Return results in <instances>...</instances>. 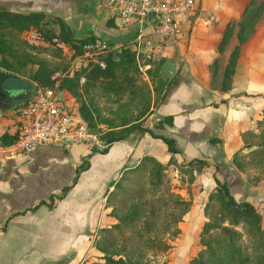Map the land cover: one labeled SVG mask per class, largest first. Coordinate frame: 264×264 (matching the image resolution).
<instances>
[{
  "label": "rangeland",
  "instance_id": "374dc122",
  "mask_svg": "<svg viewBox=\"0 0 264 264\" xmlns=\"http://www.w3.org/2000/svg\"><path fill=\"white\" fill-rule=\"evenodd\" d=\"M262 2L263 0H254L253 6L257 7L255 16L238 36L242 42L246 43V47L243 49L246 60H241L242 62L238 65V69L239 67L240 69L238 72L236 71L235 75H231L228 87L231 84L239 87L254 81L252 77L248 80L242 78V74L247 69L251 72L253 69L260 68L264 75V4ZM259 5H261L260 8ZM86 9L83 13L84 20L90 17L99 20L102 17L98 11ZM37 11L44 14L45 22L44 26L42 24V28L54 31L52 26L56 24L57 18L44 8H39ZM99 27L103 40H109L114 44L118 40L124 39L117 44V47L110 46L114 55L123 47L132 50L133 37L125 40L124 29L118 25L116 19H113V25H104L102 21V25L99 24ZM229 28L235 40L233 44H236L238 42L236 38L237 22H233ZM73 32L75 35L79 34L75 29ZM18 36L20 38V33ZM233 44L230 45V48ZM168 46L169 44L167 47L162 44L151 48L145 47L143 52H139L138 58H134L138 74L132 93L124 91L119 95H108L93 86L86 94L81 90L80 95L72 97L75 107L78 108L80 101H84L90 109L91 102L93 103L98 111V116L92 115V126L102 135L111 130L110 125L118 123L121 116L127 117L128 120H135L141 115H144L141 120L142 126L149 127L153 132L162 133V129L153 127L156 121L149 117L152 112L151 108L155 106L165 89L166 81L171 79H166L157 69L161 59L173 57ZM10 50L16 56L0 51V63H9L11 69L23 76L24 80L29 83H32L30 77L36 66L26 62L24 59L26 54H28L27 58L31 55L35 59L45 61L49 67L56 70L55 72L64 70L61 56L52 49L24 51L10 43ZM254 51L258 56L253 58L255 60L259 58L261 63L254 64L253 60L249 59L254 55ZM12 83L18 86L20 91L23 90V81L17 80ZM262 83L263 89L260 95L264 97V77ZM62 93L66 97L70 96L65 90H62ZM99 125L103 126L104 131L99 128ZM263 128L264 120L261 122V129ZM259 129L257 127L255 135H248L245 140L249 142L250 148L242 147L236 150L229 161L223 162L222 170H219L216 162L205 158H197L201 159L202 165L199 163L187 165L188 160L176 162L175 159L169 158L167 161L161 162L165 165L164 170L159 176V181L154 185L149 182V169H147L143 172V178H139L137 175L126 176L127 179H133L131 196L112 195L108 200L107 188L105 190L97 188L82 204L80 202L82 185L86 181L90 182L94 176L93 172L96 171V169L93 171L90 169L79 177L76 185L68 191L63 199L55 200L51 207L40 206L34 212L28 211L22 215L12 216L5 224L4 231L7 232L3 234L1 226L4 217L0 214V263L2 260H9L13 264H21L26 260L32 264L100 262L102 261L100 259L102 252L95 247L94 241L97 238L98 229L106 227L114 221L111 209H117L119 217L133 204H140L145 200H149L151 209L147 215L149 227L136 241V249L131 259L136 264H187L202 250L199 239L204 223H208L205 230L207 231L206 235L209 236L214 235L220 226L235 229L240 234L241 244L245 248H249L254 233L253 220L236 224L229 223L227 212L221 207V199L215 191L212 173L216 166V176L226 182L234 200L251 202L256 208L259 225L264 227V154L250 152L264 142V137L261 136ZM139 133L136 131L132 135H141ZM95 165H97L96 160ZM34 175L37 186V189L33 191L35 194L37 191L50 190L53 186L67 183L72 171L70 166L62 164L48 171L38 168ZM235 178L244 183L246 195L241 196L237 186L238 180ZM13 187L9 184L6 189L13 190ZM59 193L60 191L56 195ZM241 197L245 199L241 200ZM43 199L48 201L47 196ZM178 199L184 201L186 205L182 206ZM38 200V198L23 199L18 211L28 205V207L32 206ZM146 208L148 209V206ZM143 209L145 210V206ZM204 238H206L205 235ZM118 247L119 241L113 242L106 248V252L118 250ZM41 254L43 257H38Z\"/></svg>",
  "mask_w": 264,
  "mask_h": 264
},
{
  "label": "crops",
  "instance_id": "0c3cea01",
  "mask_svg": "<svg viewBox=\"0 0 264 264\" xmlns=\"http://www.w3.org/2000/svg\"><path fill=\"white\" fill-rule=\"evenodd\" d=\"M246 3L247 0H194L191 23L182 29L178 37L163 44L164 47L169 44L168 49L173 53L171 60L174 63V72L162 96L151 108L149 118L157 121L163 116H172L171 125H164L160 134L174 139L179 149L178 153L169 154L160 140L151 138L146 133H139L141 135L136 136L131 133L125 139L111 143L103 154L91 153L88 146L77 143L65 148L41 146L28 153L9 157L4 148L14 141L18 122L17 111L21 103L10 105L0 98V136L6 135V138L0 141V214L3 215L4 222L9 215L34 205L30 207L28 205L18 211L23 199L38 198L40 200L46 196L48 198L50 194H57L64 185L70 183L75 167L82 160L88 162V167L79 172L72 187L76 185L84 172L96 169L91 181H86L82 185L80 201L82 204L97 188L109 190L110 184L120 176L122 171L137 164L144 155L153 156L160 163L169 158L175 159L176 162L205 158L216 162L219 170H222L223 162L229 161L233 153L241 149L243 145L241 134L248 130L256 131L255 123L261 119V109L264 106V97L260 95L264 75L260 68L253 69L251 72L247 69L242 74L243 79L248 80L252 77L254 81L239 87L231 84L226 90L220 88L229 48L235 42L233 35L229 37L221 52L217 50V45L225 26L240 19L242 8ZM39 8L46 9L48 13L62 20L73 38L92 36L103 39L99 24L102 25L103 21L104 25H113L112 19L108 24L106 23L108 15L101 0H0V9L13 12L27 13L37 11ZM86 8L98 11L102 17L98 18L99 20L92 17L84 20L83 13L87 10ZM52 27L54 31L57 30L56 24ZM74 29L79 32L78 35L74 34ZM110 29L112 30V27ZM122 29L126 35L125 40L133 37L134 31L131 28ZM123 40H118L114 44L109 40L105 41L114 47ZM245 44L244 42L238 44L239 54L233 75L240 69L238 65L242 62L241 60H246L243 51ZM255 54H257L256 51L249 59L253 60L254 64L261 63L259 58L256 60L253 58L258 56ZM0 70L13 74L17 80L24 82V86L27 85L31 89V83L25 81L23 76L7 71L1 66ZM62 164L70 166L72 171L67 183L53 186L50 190L37 191L34 194L33 191L37 189L34 172L38 168L45 171L53 170ZM9 184L14 186L13 190L6 189ZM237 186L241 196L246 195V188L240 179L237 181ZM241 198V200L245 199ZM4 230L1 231L2 234L7 232ZM0 264L13 263L2 260ZM21 264L32 263L26 260Z\"/></svg>",
  "mask_w": 264,
  "mask_h": 264
},
{
  "label": "trees",
  "instance_id": "16d2710c",
  "mask_svg": "<svg viewBox=\"0 0 264 264\" xmlns=\"http://www.w3.org/2000/svg\"><path fill=\"white\" fill-rule=\"evenodd\" d=\"M264 4V0L262 2ZM261 3V4H262ZM254 0H247V3L242 8V13L240 19L237 21L238 28L236 31V38L238 42L233 44L230 48L229 56L227 62L222 71V77L220 81L221 90H226L229 88V81L231 75L234 72V67L238 56L239 43L242 42L239 38V34L244 30L245 27L252 21L255 16L257 7H254ZM261 5H259L260 8ZM44 14L41 11H31L27 13L13 12L6 9H0V51L9 54L11 56H16L10 50V43L22 50H37L28 47L22 39L19 38L18 34L25 28L34 27L35 29L42 32L44 35H51L52 31L42 28V24L45 22L43 20ZM111 18L106 20L108 24ZM233 23V22H232ZM232 23H228L223 32L221 33L217 50L221 52L223 47L227 43V40L232 35L229 28ZM236 23V22H235ZM57 30L56 34L59 39L66 42L70 47L78 48L80 44L90 39L92 36L73 38L69 28L66 24L60 20L56 19ZM44 26V24H43ZM8 45V46H7ZM110 46V44H109ZM5 48V49H3ZM3 49V50H2ZM110 49L104 56V67L92 68L85 78V82L82 85H78L77 77L65 78L62 77L59 80V87L70 94L69 97H76L81 94V90L85 94L92 89L93 86L98 87L100 91L108 95H119L124 91L133 92L135 88V82L137 77V67L134 59V52L127 47L119 49L115 55ZM59 53L57 50H54ZM56 56V55H55ZM24 55V59L28 63L34 64L36 66L35 70L31 74V80L36 81L40 85L50 86L52 81L50 76L56 71L52 67H49L45 61L41 59H35L31 55ZM62 60V59H61ZM63 61V60H62ZM163 59L160 60L159 65ZM63 68H65L64 61L62 62ZM0 66L7 71L15 72L11 69L9 63L1 62ZM165 89L168 86L169 80L166 81ZM163 90V92L165 91ZM162 92V94H163ZM161 94V96H162ZM160 96V97H161ZM25 101V100H24ZM23 101V102H24ZM91 108L87 107L86 102L80 101V105L77 108L79 116L85 123L93 130H96L92 125V115L98 116V111L96 107L91 102ZM93 112V113H92ZM144 116V115H143ZM142 115L135 120H128L127 117H122L119 119L118 123L110 125L108 132L101 135V140L105 143V146L101 149L89 148L91 153H105L108 146L116 141L125 139L129 134L136 131L140 133H146L151 138L160 140L165 145V150L169 154H175L179 152L175 141L173 138L162 135L160 133L153 132L149 127L142 126L141 120ZM264 120V106L261 109V119L256 121V128L259 127L261 136L264 137V128L261 129V122ZM172 116L166 115L158 119L153 127L159 130L163 128L164 125H171ZM254 136L255 132L248 130L241 134L243 139L242 147H249V142L245 141L247 136ZM6 135L0 136V141H3ZM13 139V138H12ZM241 147V148H242ZM250 150V149H249ZM253 154H264V142L261 145L256 146L255 149L250 151ZM173 160V159H172ZM194 163L203 164L201 159L193 158L187 161V165H192ZM150 166V167H149ZM164 164H161L156 158L150 155H144L140 158L137 164L134 166L124 169L120 176L110 184V189L107 190V199L112 195H126L131 196L133 179H127V175H137L139 178H143V172L149 169V182L154 185L159 181V176L164 170ZM88 162L82 160L76 167L74 171V176L72 177L68 185H64L60 189L59 195L50 194L48 195V201L43 199L38 200L32 207L22 210L21 212H16L7 217L23 214L26 210L34 211L39 206L51 207L55 200L62 199L67 191L75 184L79 172L87 169ZM216 166L214 167L212 173V180L215 184V191L221 199V207L224 208L228 215V221L230 224H236L239 222H246L252 219L254 233L252 235V243L249 248H245L240 242V234L235 229L228 226H220L218 231L212 235H206L207 231L205 226L208 227V223H204L202 230L200 232L199 243L202 247L201 252L196 257H192L187 264H264V227L259 225L258 216L256 208L249 201H235L232 197L229 188L224 180H220L216 176ZM125 196V197H126ZM178 202L183 206L186 203L183 201ZM149 200L143 201L140 204H133L128 210L122 213L118 217V210L111 209V216L114 221L111 222L106 227H101L97 231V238L94 241L95 247L101 250L102 254L100 259L102 261H95L90 264H136L131 259L134 255L136 249V241L139 239L149 227V221L147 219L148 213L151 209L149 208ZM145 206V210L143 209ZM148 206V209L146 208ZM5 220V222H6ZM5 222L1 226V231L4 230ZM147 225L145 226V224ZM204 235L206 238H204ZM119 241L118 250L106 252V248L113 242ZM108 251V250H107Z\"/></svg>",
  "mask_w": 264,
  "mask_h": 264
},
{
  "label": "built area",
  "instance_id": "2783aa9c",
  "mask_svg": "<svg viewBox=\"0 0 264 264\" xmlns=\"http://www.w3.org/2000/svg\"><path fill=\"white\" fill-rule=\"evenodd\" d=\"M102 4L108 18L134 31L132 50L137 59L143 48L160 46L180 35L191 23L194 0H102ZM56 33L52 31L47 36L34 27L20 32V38L28 47L57 50L65 68L50 76V86L32 81L31 93L17 111L14 141L4 148L9 157L41 146L65 148L77 143L90 148L105 146L100 138L102 133L88 127L79 116L74 100L63 95L59 80L77 77L78 85H82L92 68L104 67L103 58L111 47L105 40L94 37L76 49L59 39ZM99 128L104 131L102 125Z\"/></svg>",
  "mask_w": 264,
  "mask_h": 264
},
{
  "label": "water",
  "instance_id": "95a60500",
  "mask_svg": "<svg viewBox=\"0 0 264 264\" xmlns=\"http://www.w3.org/2000/svg\"><path fill=\"white\" fill-rule=\"evenodd\" d=\"M159 70L166 79H170L174 72V63L170 58H164L159 65ZM17 81V77L13 74L0 70V98L7 104L18 105L22 103L30 95L29 86L25 85L21 92L20 88L12 82ZM12 92H15L12 94Z\"/></svg>",
  "mask_w": 264,
  "mask_h": 264
},
{
  "label": "flooded vegetation",
  "instance_id": "af4514ba",
  "mask_svg": "<svg viewBox=\"0 0 264 264\" xmlns=\"http://www.w3.org/2000/svg\"><path fill=\"white\" fill-rule=\"evenodd\" d=\"M18 92H21L20 90H18Z\"/></svg>",
  "mask_w": 264,
  "mask_h": 264
}]
</instances>
